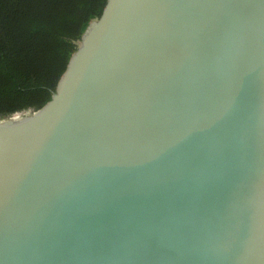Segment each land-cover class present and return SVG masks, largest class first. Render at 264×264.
I'll list each match as a JSON object with an SVG mask.
<instances>
[{"label":"water","instance_id":"obj_1","mask_svg":"<svg viewBox=\"0 0 264 264\" xmlns=\"http://www.w3.org/2000/svg\"><path fill=\"white\" fill-rule=\"evenodd\" d=\"M0 264H264V0H105L0 119Z\"/></svg>","mask_w":264,"mask_h":264},{"label":"trees","instance_id":"obj_2","mask_svg":"<svg viewBox=\"0 0 264 264\" xmlns=\"http://www.w3.org/2000/svg\"><path fill=\"white\" fill-rule=\"evenodd\" d=\"M105 0H0V119L48 99Z\"/></svg>","mask_w":264,"mask_h":264}]
</instances>
